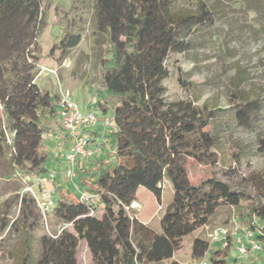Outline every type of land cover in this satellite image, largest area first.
I'll list each match as a JSON object with an SVG mask.
<instances>
[{"label": "trees", "instance_id": "16d2710c", "mask_svg": "<svg viewBox=\"0 0 264 264\" xmlns=\"http://www.w3.org/2000/svg\"><path fill=\"white\" fill-rule=\"evenodd\" d=\"M93 10L96 28L112 48V56L103 62L105 89L119 100L108 134L117 164L102 163L85 185L87 192L99 196L100 209L60 195L55 199V216L73 223L93 264L161 263L174 257L184 237L206 226L222 203L239 208L244 199L226 182L211 179L197 187L190 183L188 158L212 162L215 140L207 128L218 110H202L185 101L170 103L162 85L169 76L170 55L189 52L191 36L212 25L214 14L204 1L178 7L175 0H93ZM43 16L42 0H0V113L12 133L7 139L0 129V161L9 151L13 169L33 178L49 172L50 154L43 146L47 127L42 122L56 117L59 99L42 92L36 83ZM81 41V34L68 33L51 54L60 50L62 62ZM260 144L264 151V138ZM164 180L172 184L174 198L161 220L162 232L157 233L139 221L132 206L140 187L160 202ZM32 205H36L33 199H21L26 219L32 216ZM252 213L261 223L251 222L257 232L254 239L264 241V201ZM232 247V240L211 248L196 239L193 257L209 264H232ZM61 260V251L45 239L36 264ZM22 264H34L30 242Z\"/></svg>", "mask_w": 264, "mask_h": 264}, {"label": "rangeland", "instance_id": "374dc122", "mask_svg": "<svg viewBox=\"0 0 264 264\" xmlns=\"http://www.w3.org/2000/svg\"><path fill=\"white\" fill-rule=\"evenodd\" d=\"M198 1L207 3L214 14V23L196 29L190 38L189 52L170 55L166 61L169 76L162 85L170 103L185 101L202 110H218L207 128L215 140L212 162L200 163L188 158L186 169L190 183L197 187L211 179L226 182L244 195V199L239 208L222 203L206 226L183 238L181 248L171 260L157 264L172 261L202 264L206 259L193 257V243L202 239L211 248L217 247L218 242L213 241L212 235L220 228L228 230L227 240L222 242L233 241L230 257L232 261L237 259L235 264L239 260L241 264H264L259 252L241 256L234 236L246 234L252 221L261 225L252 211L264 201V151L259 148L264 138V0H175V3L178 7H195ZM42 9L45 25L38 39L40 61L36 83L54 98L59 95L60 99V90H69L72 100L82 110L90 105L100 118L108 114L113 122L119 100L105 90L103 62L112 56V48L107 36L96 28L93 0H42ZM68 33L81 34L82 41L60 62V50H55L53 55L51 52ZM253 101L251 108H247ZM103 105L106 111L100 110ZM0 121V129L11 139L10 125L1 113ZM63 137L62 131L45 134L43 146L52 163L64 151ZM103 145L102 160L108 166H116L115 145L110 138ZM14 173L8 151L0 161V264H22L26 242L31 243L36 264L45 239L62 253V260L56 264H71L73 260L76 264H93L86 242L78 239L73 226L57 239L52 238L64 224L55 212L45 220L36 205H32L31 218L24 217L21 199L24 196L32 199V196L25 192V186ZM84 178L77 171L74 182L65 179L61 187L57 185L55 199L60 195H69V200L79 199V192L86 191L91 176L88 180ZM162 186L160 202L152 192L140 187L132 206L138 219L157 233L162 232L161 220L174 198L170 181L164 180Z\"/></svg>", "mask_w": 264, "mask_h": 264}, {"label": "built area", "instance_id": "2783aa9c", "mask_svg": "<svg viewBox=\"0 0 264 264\" xmlns=\"http://www.w3.org/2000/svg\"><path fill=\"white\" fill-rule=\"evenodd\" d=\"M58 107L61 126L65 136L71 141V145L64 155L66 163L64 176L66 180L74 182L78 165L93 159L99 153L98 149L92 147L94 137L91 131L99 126H103L105 130L109 129L112 126V121L108 117L100 118L95 112H83L79 105L72 100L69 90H60ZM14 177L25 186V192L29 195L31 194L40 216L46 220L56 207V173L49 172L46 175L33 178L28 174L15 171ZM79 194L81 202L98 209L101 208V206H98L99 196L97 194L87 191H80ZM94 212L95 209L91 211V215ZM72 226L73 223H64L59 227L55 235H51L52 238L57 239L63 234L65 229ZM227 231L224 228L218 229L212 235L213 241L222 242L226 238ZM234 236H236V242L239 243L238 251L243 257L262 252L264 249V241L255 240L250 230L245 234V238L237 237V233ZM222 243H224V246L227 245V242ZM202 264L209 263L205 260Z\"/></svg>", "mask_w": 264, "mask_h": 264}, {"label": "crops", "instance_id": "0c3cea01", "mask_svg": "<svg viewBox=\"0 0 264 264\" xmlns=\"http://www.w3.org/2000/svg\"><path fill=\"white\" fill-rule=\"evenodd\" d=\"M38 85V84H37ZM39 86V85H38ZM40 88V87H39ZM41 90V88H40ZM106 90V89H105ZM42 91V90H41ZM42 92H48V90L46 91H42ZM59 96V95H58ZM58 102H59V99H58ZM58 102L55 104V107H56V110H57V115L55 118H49L48 120L44 121L45 122V125L47 127V132L48 133H56L57 131H62L64 132L62 126H61V121L59 119V116H58ZM106 108V106H100V110L104 111V109ZM82 110V108H81ZM83 112H92L93 110L90 108V105H85V107L83 108L82 110ZM108 114L105 116V115H102L101 118H104V117H107ZM111 128L109 129H104L103 126H99L95 129H93L91 132H92V135L94 137V142L92 144V147L93 148H100V154L98 156H95L94 159L92 160H89V161H85L84 163H80V167L77 169L78 172H81L82 174V178H84L86 176V178H84V180H88L87 177L91 176L92 173L94 171H96L98 169V167L102 164V163H105L103 160H102V155L104 153H101L103 147L105 145H103L104 143H108L109 141V138H108V132H110ZM64 143L62 144L63 145V153L56 156L55 158V161L56 162H51L49 160V172H55L56 173V182H57V185L59 187H61V184L64 182V178H63V171H64V166L66 168V163H65V158H64V155L66 153V151L69 149L70 145H71V141L69 138H67L65 136V133H64ZM50 158V157H49ZM48 172V173H49ZM140 221V220H139ZM142 222V221H140ZM143 224H145L144 222H142ZM241 237L245 238V234L244 235H241ZM217 245H221L222 243L221 242H218L216 243ZM259 257H261L263 260H264V249L262 252H259ZM237 259H233V261L231 260V262H233V264H235L234 262H236ZM241 261L239 260L237 264H241L240 263Z\"/></svg>", "mask_w": 264, "mask_h": 264}]
</instances>
